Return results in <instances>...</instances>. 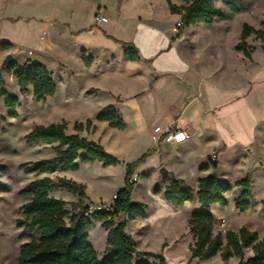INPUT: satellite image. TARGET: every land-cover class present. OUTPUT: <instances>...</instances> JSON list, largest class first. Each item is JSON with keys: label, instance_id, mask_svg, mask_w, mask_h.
Listing matches in <instances>:
<instances>
[{"label": "rangeland", "instance_id": "374dc122", "mask_svg": "<svg viewBox=\"0 0 264 264\" xmlns=\"http://www.w3.org/2000/svg\"><path fill=\"white\" fill-rule=\"evenodd\" d=\"M241 1L245 6L241 13H233L223 3L217 2L216 7L227 14L226 19H219L214 25L185 27V38L178 49L182 56L189 58L192 71L199 80L205 77L216 89L238 95L246 90L252 79L258 81L256 63L264 61V43L261 44L255 35L248 42L254 50L257 48L256 63H249L235 51L244 25L262 29L264 22V0ZM171 2L177 6L186 5L183 0ZM99 12L110 22L97 28L94 24L98 30L96 33L86 32L80 37L70 34V29L92 25ZM181 20V15L171 12L167 0H0V75L6 90L19 100L18 117L12 118L4 100L0 99V264H18L22 246L30 241L29 232L17 226V221L23 218L24 205L28 202L21 192L39 177L25 173L22 165L51 159L56 155L53 147L29 145L26 136L36 126L58 123H66L67 134L73 135L76 133L75 123H86L87 120L98 123L96 117L110 108L116 110L124 120L125 129H113L99 122L98 131L91 140L99 141L119 162L109 167L101 163H80L78 171L67 175L68 179L79 180L77 183L87 187L84 201H78V196L65 190L52 192V197L67 202L70 212L67 223L70 224L72 215L82 211L83 204L94 207L111 201L113 195L126 186L127 165L138 162L152 151L146 161H151L149 166L142 169L146 163L140 165L133 175V178L139 176V182L134 187V199L146 206V219L136 218L129 222L126 216H122L116 221L117 224L127 222L129 235L135 239L137 250L162 254L168 264H246L254 256L249 249L243 259L232 258L224 262L218 254L206 261L193 260L190 249L194 240L189 224L192 214L201 209L200 204L195 201L190 205L174 207L166 200L163 190L175 177L196 194L201 174L195 164L205 161L212 165L211 156L220 154L217 169L211 166L215 171L212 176L230 182L233 190L226 195V207H212L216 219L214 235H224L227 231L239 232L246 228L256 232L261 241L264 238V128H259L255 135L250 134L255 116H249L244 110L236 113L242 142L234 140L227 143V150L213 152L212 147L216 142L202 140L184 153L168 149L159 158L153 159L157 152L148 148L152 137L148 131L153 114L147 107L150 102L145 104L144 128L139 125L130 103L134 101L130 98L132 93L147 87L148 78L130 63L122 45L115 44V40L163 46L171 31L178 39L176 35ZM63 23H69L70 28ZM8 42L14 46L1 47ZM84 47L91 48L97 59L94 70L82 65L80 52ZM30 52L33 53L32 58ZM9 55L14 56L16 60L13 64L17 65L31 63L34 59L44 63L53 73L57 94L41 101L34 97L31 87L22 92L10 66L3 67ZM112 57L114 60L107 64L106 60ZM101 69H105L104 77L98 76L97 72ZM92 87L98 90L94 94H87ZM118 94L124 102H118ZM141 98L137 100L143 102L146 97ZM212 103L217 106L216 100ZM83 135L86 136V133ZM253 143L254 146L249 147ZM247 149H251V152ZM159 166L171 175L162 176ZM51 177L55 179L58 175ZM247 178L252 182L253 199L251 207L241 212L236 208L242 193L237 183ZM87 218L93 223L88 232L89 242L102 258L108 248L107 232L97 222L98 214L88 213ZM150 262L155 263L153 260Z\"/></svg>", "mask_w": 264, "mask_h": 264}, {"label": "trees", "instance_id": "16d2710c", "mask_svg": "<svg viewBox=\"0 0 264 264\" xmlns=\"http://www.w3.org/2000/svg\"><path fill=\"white\" fill-rule=\"evenodd\" d=\"M171 12L182 16L179 23L177 36H182L183 29L192 25H213L219 19H226L227 14L216 7L217 2L223 3L231 12L241 13L245 10L241 0H183L185 6L172 4L167 0ZM262 29H256L245 24L241 33L236 51L245 58L252 60L254 48L248 39L255 35L264 43V22ZM105 35L110 39L106 33ZM176 39L173 38L172 42ZM122 45L126 57L133 62L140 61L139 50L132 43L115 40ZM1 47H11L2 44ZM262 49L264 50V44ZM84 57L86 65L91 64V57ZM13 77L22 92L32 88L36 99L44 101L54 97L58 87L52 78V73L41 63H28L24 66L12 64L10 66ZM0 99L4 100L9 116L18 117L17 107L19 100L12 96L5 88L3 77L0 75ZM98 122L106 123L113 129L124 130L126 124L114 109H107L96 117ZM91 120L86 123H75L76 132L94 131ZM29 145L43 144L56 150L54 158L42 160L33 164L22 165L27 174H35L39 178L21 192L28 200L24 205L23 218L17 221V226L29 232L30 241L22 246L18 257V264H168L162 254L140 252L133 237L126 232L127 222L119 224L120 215L126 216L129 221L136 218L146 219V206L131 201L136 183H132L135 170L145 164L149 151L138 162L127 165L125 178L126 186L116 193L118 200L115 202L113 213H96L101 227L107 232L108 248L105 255L100 258L89 242V229L93 223L87 218L91 205L83 204L82 211L70 216L67 202L51 196L53 191L65 190L82 200L87 198V187L63 177L55 179L49 176L58 172H75L80 169V163H101L104 167L116 165L119 160L110 155L99 143L81 137L78 134L68 135L67 124L58 123L48 126L39 125L32 129L26 136ZM217 169L218 163L201 166L202 171L210 167ZM242 188V193L236 202V208L246 212L251 207L253 199L252 182L249 178L237 183ZM233 190V185L216 176H207L199 180L198 191L183 189L180 180L174 179L166 188L165 198L174 207H183L186 203L198 200L201 209L192 214L189 224L190 234L194 243L191 246L192 259L201 261L210 260L220 254L224 262L232 258L243 259L246 250H252L254 256L246 264H264V238L259 241L256 232L242 228L239 232L227 231L224 235H214L216 219L212 214V207L218 205L226 207V195ZM264 207V199L262 201ZM118 218V220H117ZM158 262V263H157Z\"/></svg>", "mask_w": 264, "mask_h": 264}, {"label": "crops", "instance_id": "0c3cea01", "mask_svg": "<svg viewBox=\"0 0 264 264\" xmlns=\"http://www.w3.org/2000/svg\"><path fill=\"white\" fill-rule=\"evenodd\" d=\"M7 19L9 18H3V20ZM9 20L14 21V19ZM109 22L110 21H108V23ZM63 24L70 28L69 23ZM94 24H96L97 28V26H101L104 23H98L95 21L89 27H78L73 30L70 29V34L80 37L81 34H84L86 32L91 34L96 33L98 30L94 28ZM105 33L108 35L107 31H105ZM167 36L169 37L165 39V45L163 46H157L154 43H147L145 45L132 43L139 50L141 60L136 62L130 61V63L138 67L139 70L145 73L148 78L146 85L147 87L139 91H135L134 93H132V97H130L134 100L130 103L132 104L134 114L138 119L139 125L141 126V128L146 127L144 122V110L145 104L147 105V102L149 101L150 104H148L147 107L149 106V109L153 112V114L151 116L152 122L148 131L150 132L152 137L154 134V130L157 127H160L162 130H183L189 135V139L180 145L162 144L160 146H156L153 143L151 137V142L149 143L148 148H153L157 152L153 155V159L159 158L160 154L164 151H167L168 149H176L178 152L184 153L187 151V149L194 147L202 140L216 142V144L212 147V149L214 148L213 152L217 151L219 153L221 149L227 150V143L234 140H241L240 136L242 134V131L240 130L238 125L239 117L236 114L241 110H244L245 113L249 114V116L252 115L256 118V121L252 119L254 124L252 126L254 127H252L251 129V135L257 134L259 128H264V61L262 63L255 62V53L257 51V48H255L252 60L245 58L244 55L236 51V49L235 51L240 54L244 60H248L249 63H256V76L258 81L252 79L253 81L249 83V86L246 88V90L239 95L228 94L227 92L224 93L222 90L216 89L215 87L210 85L205 77H202L201 80H199L196 73H193V66L190 63L191 61H189V58L182 56L178 50L181 41L185 38L183 33L182 36L176 35L178 39L175 42H172V39L175 37L173 31H171V35ZM239 41L240 38L236 43L235 48ZM260 42L261 44H263L262 41ZM8 43L11 46H14L10 42ZM262 51L264 55V50L262 49ZM30 53L29 55L32 58L33 53L32 55ZM83 56L92 58L90 65H86ZM80 60L84 68H87L89 70H94L97 65V59L92 54L91 48L87 49L86 47H84L81 49ZM113 60L114 57H112L111 60L107 59L106 63L110 64ZM31 63L44 64L37 59L31 61ZM26 64L28 63H23L19 66H24ZM59 65L65 68V65L63 63L59 62ZM178 68L181 71H179ZM49 71L52 73L51 70ZM97 73L100 77H104V75L106 74L105 69H101ZM96 90L98 89L92 87L87 91V94H94ZM117 97L118 102H124V99L121 95L118 94ZM139 97H146L145 101L140 102L139 100H137V98ZM147 97H149L150 99H148ZM213 100H216L217 106L212 105ZM260 105H263V107L260 108ZM259 122L260 124H258ZM98 123L94 122L95 129L93 132H91V135L87 131L76 132L75 134L91 140V138L94 137L96 132L98 131ZM83 133H86V136H84ZM96 142L100 144L99 141ZM253 146L254 143L249 145V147ZM246 148L247 147H244V149ZM247 150L251 152V149ZM218 156H220V154H218ZM150 162L143 165L142 169L147 168ZM200 162L195 164L196 169L199 170L201 174V177L198 178L197 184H199L200 179L207 176H212L215 173V171L211 167L206 171H202L201 166L208 164L205 163V161ZM158 169L160 171L162 168L159 166ZM69 173L71 172H58L56 174L58 175V177L68 179L69 177H67V175H69ZM169 174L171 175L170 172ZM42 176L51 177L52 175ZM174 179L176 178L173 177L170 182H172ZM68 180L74 181V179ZM75 181L77 182L79 180ZM180 181L182 183L183 189H186L187 187L184 186L183 181ZM169 185L170 184L165 186L163 190L164 192H166V188ZM55 198L60 199L56 196ZM76 198L78 199V201L82 200L80 197ZM84 200L85 199H83V201ZM131 201L133 203H139L134 199V191ZM195 201L198 200L195 199ZM186 205H190V203H186L184 206ZM126 232L129 234L128 225L126 227Z\"/></svg>", "mask_w": 264, "mask_h": 264}, {"label": "built area", "instance_id": "2783aa9c", "mask_svg": "<svg viewBox=\"0 0 264 264\" xmlns=\"http://www.w3.org/2000/svg\"><path fill=\"white\" fill-rule=\"evenodd\" d=\"M96 22L98 23H108L109 19L102 13L99 12L96 15ZM180 24H178L179 27ZM32 55V53H30ZM189 139V135L187 132L183 131V130H172V129H168V130H162L160 127L155 128L154 130V134L152 137L153 143L156 146H160L162 144H175V145H180L183 144L184 142H186ZM211 161L212 163H217L218 161V156L216 154H213L211 156ZM132 183H138L139 182V176H135L134 178H132L131 180ZM118 200V195L114 194L111 201L109 202H105V203H101L98 204L96 206H91L90 207V213H113L114 212V206H115V202ZM123 215H120L119 219L122 217ZM118 220V218H117Z\"/></svg>", "mask_w": 264, "mask_h": 264}, {"label": "water", "instance_id": "95a60500", "mask_svg": "<svg viewBox=\"0 0 264 264\" xmlns=\"http://www.w3.org/2000/svg\"><path fill=\"white\" fill-rule=\"evenodd\" d=\"M14 62H15L14 56L9 55L3 63V67L11 66ZM160 173L162 176H168L169 175V172L165 168H162L160 170Z\"/></svg>", "mask_w": 264, "mask_h": 264}]
</instances>
